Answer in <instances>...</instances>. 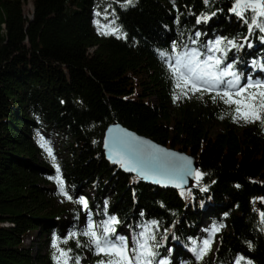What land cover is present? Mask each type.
Segmentation results:
<instances>
[{
	"label": "trees",
	"instance_id": "1",
	"mask_svg": "<svg viewBox=\"0 0 264 264\" xmlns=\"http://www.w3.org/2000/svg\"><path fill=\"white\" fill-rule=\"evenodd\" d=\"M25 1L0 0V264H56L53 243L80 264H98L107 257L88 244L82 222L100 226L113 216L110 238L124 237L130 251L148 227L153 264H264V125L239 130L232 108L211 94L180 95L169 66L190 49L203 59L205 45L226 38L238 47L221 68L231 63L241 85L264 81V32L230 11L233 0H33L32 18ZM203 16L210 19L197 23ZM97 21L119 32L104 35ZM113 122L192 153L202 177L164 187L114 165L103 149ZM40 131L62 138L60 176L87 210L54 206L45 184L56 168L40 160ZM204 218L223 227L214 251L197 259ZM35 229L34 245L50 244L45 254L24 244Z\"/></svg>",
	"mask_w": 264,
	"mask_h": 264
},
{
	"label": "snow or ice",
	"instance_id": "2",
	"mask_svg": "<svg viewBox=\"0 0 264 264\" xmlns=\"http://www.w3.org/2000/svg\"><path fill=\"white\" fill-rule=\"evenodd\" d=\"M204 2L207 4L208 0H204ZM131 3L132 0H127V4ZM230 11L245 23L249 24L250 28L254 26L264 32V0H233V6ZM245 13H251V15L246 17ZM105 19H107V16H105ZM208 19L210 17L203 16L198 19L197 23H200L201 20L206 22ZM97 25L100 28L108 29L103 32L104 35H115L119 32V29L112 28L111 24L100 25L99 21H97ZM196 35L199 36L200 34L196 33ZM240 46L242 47V45ZM176 47L173 44V50ZM204 47L207 51L203 53V59L201 58L202 53L199 50L190 49L188 51L178 52L169 61L172 76L175 79V87L179 90L180 95L187 96L189 93H201L203 95L204 93H209L211 94L213 102L219 99L232 108V111L235 113L233 116L234 120L243 119L249 123L259 121L264 125V81L253 82L249 78L246 84L241 85L240 77L231 70L233 67L231 63L221 68V65L225 63L228 51L238 47L236 42L231 39L217 38L214 42ZM208 53L212 54L209 55ZM215 53H220V55H215ZM160 55L164 57L166 53H160ZM226 77H232V79H226ZM176 98L179 99V95ZM40 141L41 147H44L48 151L49 156L52 157L55 163L52 149L47 146L43 137L40 138ZM141 143L143 142L131 134L124 133L123 137L119 138L110 149L109 159L113 163L120 164L126 171H135L139 176L147 179L149 176L144 167H142L147 158L143 157L140 150L135 146ZM117 144L124 148L127 154L120 151ZM179 159L183 161L182 164L173 165L168 169L169 175L167 176V180L173 183V186L182 188L186 182V177L189 176L202 177L203 174L193 170L190 159L186 157H180ZM55 167L56 176L50 177V179H54L58 184L60 194L71 200L72 197L65 191L59 166L56 165ZM154 182L160 183L162 181L160 179H154ZM202 191H207V189L203 188ZM77 202L82 204L86 210L88 209V203L83 197H80ZM260 217L261 223L264 224V212L260 213ZM117 223L119 221L113 216L109 217L102 225L97 226L89 217L86 228L81 233L83 236L88 237V244L94 247L96 255L107 257L106 260L102 259L98 261V264H153V257L156 253L153 251V246L149 244V241L155 240V236L151 234L148 227L146 226L144 231L137 234V238L134 240V246L129 251L127 241L124 237L117 236L115 239L110 238L116 232L113 225ZM155 223L154 221L152 222L153 225ZM222 227V224L214 225L211 228L212 235L220 231ZM100 228H102V231ZM76 236V232H71L68 239L76 238ZM67 242V239L63 241L65 244ZM210 244L211 238L205 239L202 242V246L192 249L197 254V259L203 257ZM77 245L79 246V240H77ZM53 247L56 248L58 253L55 256L56 264H70V262L71 264H80L78 257L74 258L70 255L71 249H62L57 243H53ZM241 259L243 257L237 259L236 264H240ZM158 264H165V262L161 260Z\"/></svg>",
	"mask_w": 264,
	"mask_h": 264
},
{
	"label": "water",
	"instance_id": "3",
	"mask_svg": "<svg viewBox=\"0 0 264 264\" xmlns=\"http://www.w3.org/2000/svg\"><path fill=\"white\" fill-rule=\"evenodd\" d=\"M124 133H129L132 136L136 137L139 141L143 142L141 144L135 145L140 150L141 155L147 158L146 162L142 165V167H144L149 178L146 179L140 176L143 180L164 187L171 186L177 188L173 186V183L168 182L167 176L169 175L168 169L171 166L180 165L183 163V161L179 159L180 157H186L190 159L192 161L191 166L193 170L195 172L198 171L199 161L197 160L196 156L193 155L192 153H188L185 150H180L178 148H174L172 146H168L166 144L157 142L152 137L140 134L137 131L127 128L126 126H124L119 122L111 123L105 130V134L103 138V149L107 156V159L110 162L113 163V161L109 159L110 149L113 147V145L116 143V141L119 138L123 137ZM124 138L127 139L126 137ZM133 143L135 144V142ZM106 145H108V147H106ZM117 147L120 148V151L125 152V154H127L124 148L120 147L118 144ZM113 164L120 166L124 171H126L120 164L118 163H113ZM126 172L130 174L138 175V173L135 171H126ZM195 178L196 177L194 176L186 177V182L183 184L182 188H186L193 185ZM154 179H160L162 182L156 183L154 182Z\"/></svg>",
	"mask_w": 264,
	"mask_h": 264
},
{
	"label": "rangeland",
	"instance_id": "4",
	"mask_svg": "<svg viewBox=\"0 0 264 264\" xmlns=\"http://www.w3.org/2000/svg\"><path fill=\"white\" fill-rule=\"evenodd\" d=\"M23 8H24L25 15L32 18L33 13H34V2H33V0H26L23 4ZM250 123L245 122L243 119H236L235 127L237 129L241 130L246 125H248ZM221 128H222L221 124H219L217 122L212 123L210 126L212 134H216L217 132H219L221 130ZM41 137H43L44 141H46L47 146L52 149V154L55 157V163L53 162L52 157L49 156L48 151L44 147H42L43 153L40 154V160L49 162L48 164H51L52 166L55 167L56 165H58V159L65 157L67 154V150L62 148V141H61L62 138H60L59 135H50V133H48V132L40 131V133L38 134L40 144H41V141H40ZM55 176H56V173L51 177H55ZM196 179H197V177L195 178V180ZM63 183H64L65 191L67 192V188L65 187L66 184L64 181H63ZM45 186L48 188H51L52 194L54 196V201H53L54 206L59 207V208H64L65 213H68L67 209L70 208V206H72L75 202H77L80 197H83L86 200V198L84 196H77V197H75V199L69 200L64 195H61L59 192V186L55 182L54 179H50V181L47 182V184H45ZM85 190H86L85 192H88V194H90V195L94 194V191L91 189H89V190L85 189ZM68 195L71 196L69 192H68ZM65 217L68 218L67 214ZM68 219L70 220V218H68ZM86 224H87L86 222H84V221L82 222L83 227L86 226ZM212 225H213V223L211 222V220L204 218L202 221V224L199 226L198 231H197L198 236L199 235L202 236L201 242H203V240H205V239L211 238V244H210L209 248L206 250V251H211V252L214 251V249L216 248V246L218 244V239H217L216 233L214 235H212V233H211V228L213 227ZM38 238H39V231L37 229H35L30 234H28V236L26 237V239L24 241V244L27 246L33 245L34 246L33 251L35 253L36 252H38L40 254L47 253L49 250L48 247L50 244L49 243L40 244V242H38V244L34 245V242H33L34 239L38 240ZM201 246H202V243H201ZM129 251H130V249H129ZM56 255H58V253H57V250L55 249L53 252L54 258ZM172 256H174V254ZM172 256L169 257V258H171L170 259L171 261L173 259ZM166 264H168V262ZM179 264H188V263L182 260L179 262ZM240 264H243V263H240ZM247 264H249V262Z\"/></svg>",
	"mask_w": 264,
	"mask_h": 264
}]
</instances>
